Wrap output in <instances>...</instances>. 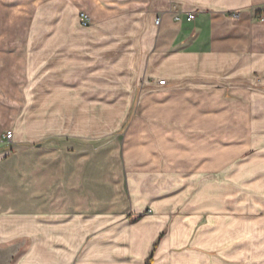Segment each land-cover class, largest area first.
Returning a JSON list of instances; mask_svg holds the SVG:
<instances>
[{"label":"crops","instance_id":"obj_1","mask_svg":"<svg viewBox=\"0 0 264 264\" xmlns=\"http://www.w3.org/2000/svg\"><path fill=\"white\" fill-rule=\"evenodd\" d=\"M0 11V25L33 27L34 52L28 87L26 43L12 52L17 66L0 52L22 104L0 134L14 128L23 143L16 165L0 143V264H264V179L249 192V175L228 166L223 184L211 158L183 177L192 192H168L170 150L152 143L129 146L125 185L107 197L89 150L73 144L106 127L107 104L124 107L113 118L124 122L128 106H177L219 81L264 86V0H0ZM45 137L57 144L26 146Z\"/></svg>","mask_w":264,"mask_h":264},{"label":"rangeland","instance_id":"obj_2","mask_svg":"<svg viewBox=\"0 0 264 264\" xmlns=\"http://www.w3.org/2000/svg\"><path fill=\"white\" fill-rule=\"evenodd\" d=\"M25 12L26 14L21 16L27 17L28 11ZM32 28L0 25V52H10L9 58L3 59L7 66L12 67L14 64L17 66V58L12 52L17 53L23 50L26 43V87L33 76L28 74L30 71L28 66L32 64L34 53L32 42L29 43ZM20 55L22 56L21 52ZM3 76L8 77V83L4 79L1 80L4 84L0 83V86L4 85L0 88V128L10 124L12 119H15L14 124H16L17 114L22 106L18 96L19 91L13 88V85L17 84L10 78L12 74L0 75L2 78ZM21 77L20 74V79ZM259 85H261L259 82L249 85L219 81L210 87L196 91L195 96L192 97L194 99H178L177 106H162L160 100L156 105L141 106L139 103L128 106V116L124 122L113 120L116 110L121 109L122 106L107 104L104 108L111 113L106 114L107 120L104 123L106 127L95 135H91L90 132V136L83 139L75 137L73 144L75 147L84 146L89 150L91 180L97 176H105L107 197L119 193L122 189L121 185H125V151H129V146H150L152 143L163 144L166 151L170 150L166 157L170 167L169 175L166 173L164 178L165 183L169 184L168 192L184 193L185 190L188 193L192 192L189 190L192 189L191 186L183 187V177L186 175L193 177L194 173L198 172L194 168L200 161L204 165L211 158H216L219 177L225 175L226 168L229 166L235 179H241L243 173L248 174L252 185L249 192L257 193L260 188L258 184H262L264 179L263 175L260 176L264 173V86ZM26 92L27 96L31 93L29 89ZM108 101L112 99H107ZM24 110L29 113L33 110V106L28 103L25 109L22 107V113ZM163 113H169L170 122L163 123L158 120ZM29 124L32 125V123ZM160 124H168L171 127L168 138H163L160 130H158L160 137L155 136L157 133L154 134L152 131V127L155 128ZM135 125L137 128L133 129ZM146 126L147 132L144 131ZM8 131L13 132V137L5 140V134L3 136L0 134V143L3 140L6 143L5 160L16 165L19 145L23 143L18 141L14 128ZM54 138H39L27 143L26 146L49 147L57 144V139ZM206 172L209 170H203L202 175ZM5 173L8 177L10 173H15L14 178H9H12L13 185L16 186V171L7 170ZM219 181H223L224 184L225 178L222 177ZM174 182H177L178 186L173 185ZM234 188L240 192L241 187ZM218 189L219 192L225 193V185H218Z\"/></svg>","mask_w":264,"mask_h":264},{"label":"built area","instance_id":"obj_3","mask_svg":"<svg viewBox=\"0 0 264 264\" xmlns=\"http://www.w3.org/2000/svg\"><path fill=\"white\" fill-rule=\"evenodd\" d=\"M255 10H258V8H255ZM234 17H239L240 16V13L238 12H233L231 13ZM196 17V13L192 12V13H189L187 15V20L188 21H192L193 19H195ZM82 18H83V24L84 25H89L90 24V19L88 17V15L86 13H83L82 14ZM176 20L180 21L182 19L181 15L180 14H177L176 17H175ZM259 19L260 21L264 22V15H260L259 16ZM156 22L157 24L159 25L161 23V17H157L156 19ZM161 84H165L166 81L165 80H162L160 81ZM13 137V132L12 131H7L4 135V139L5 140H10L11 138Z\"/></svg>","mask_w":264,"mask_h":264}]
</instances>
